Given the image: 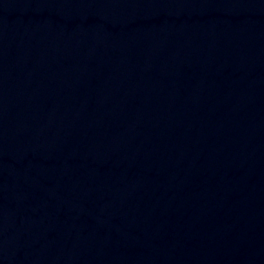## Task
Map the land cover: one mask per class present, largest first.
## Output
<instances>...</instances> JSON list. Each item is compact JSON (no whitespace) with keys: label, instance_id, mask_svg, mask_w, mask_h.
Returning a JSON list of instances; mask_svg holds the SVG:
<instances>
[{"label":"water","instance_id":"obj_1","mask_svg":"<svg viewBox=\"0 0 264 264\" xmlns=\"http://www.w3.org/2000/svg\"><path fill=\"white\" fill-rule=\"evenodd\" d=\"M0 264H264V0H0Z\"/></svg>","mask_w":264,"mask_h":264}]
</instances>
